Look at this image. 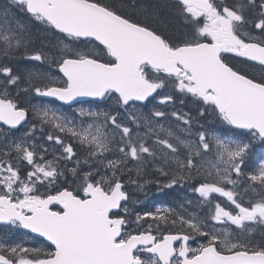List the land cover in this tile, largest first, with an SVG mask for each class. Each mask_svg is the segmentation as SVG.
<instances>
[{"label": "snow or ice", "instance_id": "obj_1", "mask_svg": "<svg viewBox=\"0 0 264 264\" xmlns=\"http://www.w3.org/2000/svg\"><path fill=\"white\" fill-rule=\"evenodd\" d=\"M257 143L264 0L0 2V264H264Z\"/></svg>", "mask_w": 264, "mask_h": 264}, {"label": "trees", "instance_id": "obj_2", "mask_svg": "<svg viewBox=\"0 0 264 264\" xmlns=\"http://www.w3.org/2000/svg\"><path fill=\"white\" fill-rule=\"evenodd\" d=\"M0 2H3V0H0ZM173 23L176 24L177 27L179 26L178 22L173 21ZM12 63L24 65L27 62L17 59ZM208 124L215 126V122L211 119L208 121ZM261 157H264V148H262L260 144L257 143V145L252 150L251 161L255 162L253 165H251L252 168L258 166ZM190 183L196 184L198 181L194 180ZM130 187L133 190V195L141 201V203L137 205V208L144 209L146 211H154L157 206H174L173 204L175 202V198L177 199V204L175 206H177L182 202L178 199V197L184 201L196 200L199 198L197 193L191 191L190 186H188V189L186 186L183 188L177 186L176 188L165 189L163 191L158 190L154 185L146 186L143 191H135L134 185Z\"/></svg>", "mask_w": 264, "mask_h": 264}, {"label": "water", "instance_id": "obj_3", "mask_svg": "<svg viewBox=\"0 0 264 264\" xmlns=\"http://www.w3.org/2000/svg\"><path fill=\"white\" fill-rule=\"evenodd\" d=\"M75 103V102H74ZM24 231H26V232H28L27 230H25V229H23ZM33 235H35V234H33ZM40 238H42V237H40Z\"/></svg>", "mask_w": 264, "mask_h": 264}, {"label": "rangeland", "instance_id": "obj_4", "mask_svg": "<svg viewBox=\"0 0 264 264\" xmlns=\"http://www.w3.org/2000/svg\"><path fill=\"white\" fill-rule=\"evenodd\" d=\"M222 200H224V198L223 197H220Z\"/></svg>", "mask_w": 264, "mask_h": 264}, {"label": "flooded vegetation", "instance_id": "obj_5", "mask_svg": "<svg viewBox=\"0 0 264 264\" xmlns=\"http://www.w3.org/2000/svg\"><path fill=\"white\" fill-rule=\"evenodd\" d=\"M3 127H5V126H3ZM6 128V127H5ZM0 227H2V226H0Z\"/></svg>", "mask_w": 264, "mask_h": 264}]
</instances>
